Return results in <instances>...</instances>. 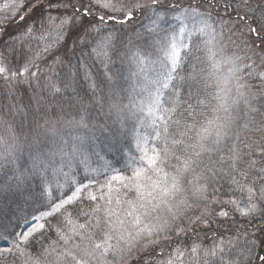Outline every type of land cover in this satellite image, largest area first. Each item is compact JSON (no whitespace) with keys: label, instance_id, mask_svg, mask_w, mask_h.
I'll use <instances>...</instances> for the list:
<instances>
[{"label":"snow or ice","instance_id":"1","mask_svg":"<svg viewBox=\"0 0 264 264\" xmlns=\"http://www.w3.org/2000/svg\"><path fill=\"white\" fill-rule=\"evenodd\" d=\"M244 4L247 5V0ZM48 6L66 8L68 2L49 0ZM82 7L77 20L92 15L94 8L99 13L93 17L90 31L96 33L93 52L101 62H110L118 54L116 35L103 31L107 22L119 21L123 25L136 13L154 17L147 31L153 34L155 58L138 48H129L123 54L138 69L133 75L142 76L139 111L145 116L140 123L151 129V154L144 151L146 167L137 169L131 177H111V181L123 182L124 199L111 182L105 185L107 193L101 189L97 196L89 191L95 181L87 175L91 171L87 158L79 160L86 171L82 178L77 179L74 172H65L64 168L71 170L77 156L82 155L76 142L83 143V138L73 132L89 127L91 98L76 92L72 81L61 78L50 66L38 99V104L43 102V111L37 108L39 115L27 132L9 124L7 135L0 136V168L16 166L22 157L28 161L23 170L13 167L15 186L20 188L36 177L40 180L38 194H30L31 204L25 200L29 207L40 205L36 209L38 215L20 206L5 222L0 213V264H128L134 252L154 256L157 248L173 243V237L211 224L214 215H229L227 211L216 213V205H234L242 216L264 218V104L260 103L264 101V55L253 47L259 64L226 55L228 43H235L234 33L228 29L226 35L223 25L217 31L208 22L210 13L200 12L198 2L195 6L189 3L181 7L179 2L166 4L165 0H89ZM75 11L79 13L80 9ZM177 11L179 15L173 19L178 25H170L171 31L162 28L161 23ZM48 21L55 24L52 16ZM70 23H73L71 17L60 20L58 37ZM189 25L201 26L190 28ZM256 31L249 27V32ZM197 33L207 35L208 39H199ZM182 49L188 50L185 56L191 55L193 49L203 50L213 69L202 76L193 65L187 78L191 81L187 99L183 92L186 78L179 72ZM48 50L45 47L44 51ZM37 59L23 56L13 65L0 53V78L6 83L30 86L33 80L41 79ZM57 62L62 63L59 58ZM149 68L153 70L151 76ZM88 75L85 71L86 79ZM107 79L111 81L112 77ZM198 81L204 88H213L207 98L200 96ZM98 87L94 82L90 85L93 97ZM167 89L171 91L166 94ZM117 96L118 90L113 87L109 107L119 115L127 106H122ZM257 116L261 119L257 120ZM70 142L71 148L66 151ZM148 142L145 138V143ZM12 186L0 185V191ZM113 191L117 193L115 196ZM235 192L246 194L244 207H240V199L232 196ZM224 195L229 199L224 200ZM57 216L60 217L56 224L58 239L37 249L34 242H39L45 231L53 227L49 218ZM244 237L243 246H237L234 255L227 259L220 256V264H264V237L257 238L246 230ZM191 251L197 252V247L193 246ZM219 252L223 249L219 248ZM181 255L177 248L175 259L153 260L152 264H175ZM204 256H217V246L205 249Z\"/></svg>","mask_w":264,"mask_h":264},{"label":"trees","instance_id":"2","mask_svg":"<svg viewBox=\"0 0 264 264\" xmlns=\"http://www.w3.org/2000/svg\"><path fill=\"white\" fill-rule=\"evenodd\" d=\"M44 1L49 2V0H39V4L27 3L23 15L14 20H4L0 24V53L4 55L6 62L16 65L22 60L23 56H36L38 57L37 63L42 70L41 79L39 81L33 80L30 86L15 82L6 83L0 78V136L7 135L6 129L9 124L17 128L18 131L22 129L27 132L29 125L39 115L37 108L39 107L41 112L43 111V102L38 104V99L45 82L44 77L49 74V67H53L61 78L72 81V87L76 89V92L91 98L89 103L91 113L89 127L73 132V135L83 138V143L76 142L79 144L82 155L77 156L71 170L64 168V171L70 172V174L76 173L77 179L82 178L86 171L79 160L87 158L91 169L87 172V175L95 181L89 191L97 196L100 195L101 189L104 193H107L108 190L105 185L111 182L113 189H119V195L121 199H124L123 182L120 180L111 181V177L114 175L131 177L137 169L146 167L144 151H147L149 155L151 154L152 142L151 129L140 123V119L145 116V113L139 111L143 96L140 92V85L143 82L142 76L133 75L138 69L128 56L123 54L129 48L133 50L138 48L143 50L145 55L151 54L152 58H155L153 34L147 31L148 28L152 27L151 21L154 17L149 18L148 14L136 13L131 21L125 22L123 25L119 21L107 22L103 31L105 34L113 32L116 35L118 54L113 55L110 62H101L93 52L96 33L92 32L90 34L91 31H89L88 34H83L87 28L90 29L93 17L98 15L93 12L92 15L79 20L77 25L72 26L69 29L70 31L64 35V41L57 37L54 38V44L59 42L58 48L44 51L45 47H49L42 45L43 42L40 40V32L44 30L49 22ZM72 1L69 0L72 15L76 19V16L81 15L83 12L82 5L86 6V4L74 8ZM177 2L181 7H187L189 3L195 6L198 2L200 12L206 15L210 13L208 22L217 31L221 30L222 25L226 35L229 34L228 29L232 30V33H234L232 40L235 43H228L226 55L239 56L246 63H251L252 60H259L258 56L253 55V47L257 53L264 54V43H262L264 41V18H262L264 17V0H247L246 6L244 0H165L166 4ZM76 8L80 9L79 13L75 11ZM177 15H179L178 11L170 13L167 22L161 23V27L171 31L170 25H178V22L173 19ZM242 17L244 18L242 19ZM30 26L32 32L26 41L23 39L26 33L25 29ZM249 27L255 28L257 31L249 32ZM241 31L243 35L240 34ZM197 36L202 40L208 39L207 35L200 36L197 33ZM129 41H131V44H129ZM51 42L52 37L46 40L45 43L49 45ZM13 47L15 48L14 52ZM187 51V49L181 50L182 63L179 69L180 75L186 78L183 89L185 99L188 98V84L191 83L187 78L193 71V65L196 67V72L202 76H207L213 70L203 50L197 52L193 49L191 55L185 56L184 53ZM248 57L252 59L248 60ZM57 58L62 63L57 62ZM85 71L89 74L87 79L85 78ZM147 71L150 76L153 74L151 68ZM108 77H112V80L109 81ZM211 79L209 77V82H211ZM178 81L179 77H177ZM93 82L99 86L94 97L90 88ZM251 83L256 84L257 82L251 81ZM197 84L200 87L201 97L207 98V94L213 92L212 87L204 88L201 81H198ZM113 87L118 90L116 99L122 106H127L124 108L123 113L119 115L109 107L111 103L109 93ZM164 91L167 94L171 89ZM44 94L47 98V93ZM195 100L196 97L193 96L192 102L194 103ZM48 102L50 103L51 100H48ZM260 103L264 104V101ZM256 119L259 120L261 117L257 116ZM105 125L106 127H104ZM113 133H115V136ZM145 138H148L150 142L145 143ZM113 145H117V147H113ZM70 148L71 142L66 147V151ZM118 148L120 150H117ZM59 163L60 158L57 157V164ZM27 166V158L22 157L16 166L6 165L0 168V185H13L8 190L0 191V213L3 214L5 222L20 206L26 207L27 212L39 214L36 212V209L40 208L39 204H34L31 207L25 205V200H28L31 204L30 194H38L39 177L30 179L20 188L15 186L12 179L13 167L23 170ZM61 180H63V177H61ZM84 183H88V180H85ZM258 187L259 185H257ZM227 188L228 185L225 184V189ZM64 190L66 191L67 188ZM116 194V191H113L112 195L115 196ZM232 196L240 199V207H244L247 201L246 194L235 192ZM223 199L227 200L229 196L224 195ZM84 207L87 209V204ZM214 209L216 213L227 211L229 215L227 217L214 215L211 224L200 225L193 230L180 234L178 237H173L174 242L163 249L157 248L154 256L139 252L138 256L129 260L131 262H128V264H152L153 260L163 261L166 257L173 256L177 248L191 250L193 246H196L205 250L212 249L214 245L217 246L218 255L209 264H220L221 255L227 259L230 255L235 254L237 246H243L245 230L247 234L255 233L257 238L264 237V232L260 231V229H264V218L261 216L257 215L255 218L242 216L239 211L235 210L234 205H216ZM49 219L53 227L45 231L44 237L39 242H34L37 249L41 246L46 247L58 239L56 224L60 217ZM81 222L83 221L81 220ZM221 243H226L222 253L219 252Z\"/></svg>","mask_w":264,"mask_h":264},{"label":"rangeland","instance_id":"3","mask_svg":"<svg viewBox=\"0 0 264 264\" xmlns=\"http://www.w3.org/2000/svg\"><path fill=\"white\" fill-rule=\"evenodd\" d=\"M35 0H0V24L2 23V21L4 20H10V19H15L18 16L20 17V15H23L24 8L27 5V3H36L34 2ZM68 2V7H52L49 8V2L48 1H44V6L47 8L46 12H47V16H52L55 19V24H49L44 28V30L41 33V37L40 40L43 42L42 45L45 46H49V49L51 50L52 48H58L59 42H57L56 44L53 43L54 38L57 37L58 39H65V36L70 30V28H72V26L77 25V22H79V20L75 19L73 17V12H72V8H71V3L69 2V0H67ZM72 3L75 6L81 7V4H86V6L89 4V0H73ZM5 4H8L9 7H4ZM93 13H95L96 15L99 13L96 11V9H93ZM64 17H71L73 23H70L68 25H65L63 28V35L58 37V29L57 26L60 24V20ZM190 28L192 27H200L201 25H189ZM30 30V31H29ZM26 33L23 37L24 40H28L31 32H32V28L31 26L25 29ZM90 31V29H86L83 34H88V32ZM92 33V31L90 32V34ZM50 37H52V44L48 45L46 42V40H48ZM76 41V40H75ZM262 55H264L262 53ZM256 63L259 64L260 61L256 60ZM42 222V221H41ZM226 243H221L219 248H222L223 250L225 249ZM182 255L180 257V259L175 260V264H209L211 262V260L215 257H205L204 256V249L202 248H197V252L193 253L191 250H180ZM139 252H134L132 257L130 259H132L133 257L138 256ZM175 255L170 256L171 258L175 259ZM217 255H218V251H217ZM170 257H166L163 261L168 260ZM129 259V260H130ZM131 262V261H129Z\"/></svg>","mask_w":264,"mask_h":264}]
</instances>
